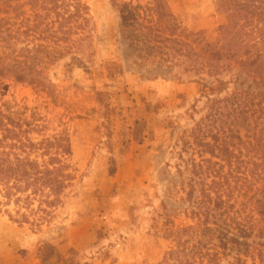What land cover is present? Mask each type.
Returning a JSON list of instances; mask_svg holds the SVG:
<instances>
[{"label": "rangeland", "instance_id": "1", "mask_svg": "<svg viewBox=\"0 0 264 264\" xmlns=\"http://www.w3.org/2000/svg\"><path fill=\"white\" fill-rule=\"evenodd\" d=\"M82 1L89 36L43 70V86L0 79L2 99L22 111L39 139L69 138L76 171L48 223L20 224L0 207V264H185L182 253L169 255L172 232L194 224L198 207L186 192L193 185L199 199L207 189L211 176L201 171L212 166L204 159L217 162L213 169L222 165L224 189L233 183V160L202 143L228 150L236 130L243 136L247 129L252 142L254 133L264 144V115L256 112L247 123L232 112L233 95L264 86L254 87L243 55L210 58L206 44L219 47L225 22L215 0ZM33 14L26 0H0V52L10 41L18 49L46 35L39 29L51 16L34 30ZM55 29L56 23L49 32ZM217 78L224 82L219 88ZM249 146L239 145L240 169L247 149L260 154V146Z\"/></svg>", "mask_w": 264, "mask_h": 264}, {"label": "trees", "instance_id": "2", "mask_svg": "<svg viewBox=\"0 0 264 264\" xmlns=\"http://www.w3.org/2000/svg\"><path fill=\"white\" fill-rule=\"evenodd\" d=\"M26 1L34 9V18H38L30 28L37 30L43 19L51 16L50 23H43L39 33L46 32V35L38 41H29L18 49L15 42L6 43L8 49L0 52V79L10 76L18 82L43 86L47 79L43 70L61 59L74 46V41L89 36L85 32L88 6L82 0ZM215 5L225 22L218 29V39L222 40L219 47L215 48V43L206 44L210 58L218 61L224 56L223 59L232 60L238 54L243 55L242 65L247 75L252 76L254 87L264 86V0H215ZM54 23L56 29L51 31L54 39L49 40ZM73 35L78 36L71 38ZM47 36L48 39H44ZM216 80L217 88L221 87L224 82ZM233 98V115H242L239 122H247L256 112V117L264 115V89H246L243 96L233 95ZM237 132L239 129L233 135L237 142H232L228 150L215 141L202 143L227 153L230 163L233 160L235 165L229 171L233 183L227 185L229 189H224L222 165L213 169L217 162L204 159L212 166L201 171L204 177L211 176L207 189H201L199 199L193 197V185L186 192L187 199L192 198L191 202L198 207L192 211L194 224L172 232L176 247L169 255L182 253L179 261L185 264L195 258L207 259L212 264H264V196L261 195L264 183L261 188L256 186L259 180H264V144L259 143L254 133L252 142L247 129L243 136ZM240 144L261 149L260 154L254 152L250 156L247 149L244 153L247 165L243 169H240ZM70 152L67 136L57 133L50 139H39L33 123L23 117L21 110L12 109L0 95V207H4L12 221L34 225L50 222L76 177L68 159ZM210 155L218 153L211 149ZM239 196H247V199L238 200ZM10 205L12 212L8 209Z\"/></svg>", "mask_w": 264, "mask_h": 264}]
</instances>
